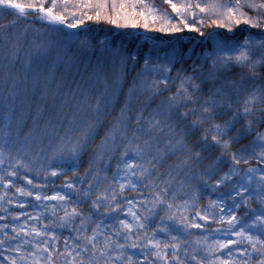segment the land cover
<instances>
[{"label": "snow or ice", "instance_id": "1", "mask_svg": "<svg viewBox=\"0 0 264 264\" xmlns=\"http://www.w3.org/2000/svg\"><path fill=\"white\" fill-rule=\"evenodd\" d=\"M165 2L180 16L183 29L211 39V47L199 52L194 48L174 50L162 60L146 54L119 115L107 125L99 144L96 140L111 103L107 89L95 93L77 86L61 95L58 85L55 95L61 96V107H67L70 116L63 112L45 115L47 93L42 94L33 117V125L49 140L51 148L42 162L38 156L28 158L26 151L14 153L8 137L13 133L11 117L19 99L17 85L27 80L33 56L38 63L50 47L32 41L26 61H22L25 71L21 80L11 69L20 60L21 37L27 30L16 31L15 26L29 14L56 31L61 30L59 26L79 28L83 17L105 19L117 27H136V23L126 17L123 25L118 23L117 9L125 6L115 0L111 5L114 15L108 14L106 0H85L78 7L94 10V14L83 12L76 19L77 13L72 12L71 22L56 11L58 0H50V4L46 0H0V9L16 14L9 24L0 25V54L8 69L0 97L6 116L0 165L7 161L8 166L0 175V185L15 188L20 197L38 202L30 200L26 205L17 201L18 208L30 205L43 209L36 215L21 212L13 217L19 221L25 216L41 227L26 228L25 221L12 226L14 235L4 231L0 245L18 254L5 257L8 264H264V0H213L203 6L199 2L180 6L173 0ZM197 9L211 13L215 17L211 23L232 35L210 32L205 36L196 26L205 23ZM185 13L196 24H190ZM139 15L144 16V12ZM166 22L171 26L159 31L183 30L170 20ZM144 27H148L146 22ZM234 28L241 33L239 41L233 39ZM67 36L70 42L75 39L82 51L94 47L87 39L79 40L78 33ZM104 51L109 48L105 46ZM111 55L122 69L129 62L135 65L140 61L138 53L123 49L111 50ZM48 79H54V73H49ZM141 96L144 102L134 107L133 101ZM157 99L159 103L153 107ZM20 134L16 128L15 135ZM32 134L30 129L25 136ZM89 153L88 166L81 173V158ZM174 156L178 162L161 171L163 162ZM213 157L205 170L195 176L189 174ZM251 160L261 166L240 167ZM223 166L228 170L219 175ZM49 177H62L63 183L56 188ZM21 180L24 185L18 186ZM193 180L198 183L193 184ZM50 184L51 195L46 191ZM222 185L227 192L200 206L204 187L218 192ZM126 192L139 196L129 198ZM6 196L5 191L0 201ZM224 196L232 201L230 206ZM241 209L243 215L238 216ZM0 210L7 211L2 205ZM213 223L219 227L210 228ZM8 227L2 225L0 231ZM191 229L200 230L194 244L188 239L194 235ZM63 231L69 236L63 237ZM161 235L163 239L158 238ZM217 235L227 239H216ZM61 240L63 251L58 247Z\"/></svg>", "mask_w": 264, "mask_h": 264}, {"label": "trees", "instance_id": "2", "mask_svg": "<svg viewBox=\"0 0 264 264\" xmlns=\"http://www.w3.org/2000/svg\"><path fill=\"white\" fill-rule=\"evenodd\" d=\"M58 1L59 4L56 11L63 12L69 22L73 20V16L71 15L72 12L77 13L76 19L81 18L83 12H87L89 15L94 14V10L81 9L78 7V5L84 3L85 0H67L66 5L64 0ZM19 2L27 3L29 0H19ZM96 2L97 0H92V3ZM106 2L108 4V14L114 15L111 9L113 0H106ZM115 2L117 5L123 4L125 6L123 10L117 9L119 12L118 23L123 25L126 17L129 21L135 22L136 27H132L131 25L128 27H117L116 25L108 23L105 19L97 21L95 19L88 20L86 17H83L84 23L79 27L85 26V29L76 33H78L79 40L87 39L91 42L94 46L92 50L87 52L82 51L76 40L69 41L67 34L72 32L65 31L64 26H59L61 30L57 31V33L64 34L62 37L63 41L61 42L62 46L58 50L50 48L48 55L41 58L38 63L35 62V57L33 56V64L28 70L27 80L17 85L19 99L16 102V107L11 117L13 133L8 137L14 153L19 152L20 149L25 151L26 142L29 148L28 152L30 151V159H36L38 156L40 160H43L44 156L50 153L51 148L49 146V140L45 139L42 133L33 125V117L36 114V106L40 103V96L44 93H47V108L45 109V115L58 112L57 110L59 109L51 110V112L49 111V107L62 104L61 97L59 99L55 98V94L58 91V84H63V86L59 87L61 95L66 94L70 88L75 90L77 86H79L81 90H87L89 92L94 91L95 93H103L105 89H107L111 103L107 112L104 114V127L101 128L100 136H98L96 140V144H99L107 125L119 115L120 109L123 107L128 97L129 88L133 86V81L137 79V73L143 68V59L146 54L155 59L156 57L160 58V55H171L174 50L186 52L194 48L199 52L201 48H210L212 45L211 39H205V37H200L197 32H189L187 29H183V26L179 23V18L177 21H172L171 24L181 27L183 29L181 32L172 33L159 31V29L167 28L171 25L166 21H161V19L158 20L156 18L153 20V18L149 16L150 14L146 13V8L142 6L141 1L115 0ZM197 2L201 3L203 6L212 3L213 0H193L192 3L195 4ZM218 2L229 3L230 0H218ZM46 4H50V0H46ZM65 7L67 11H65ZM245 11L249 10L245 9ZM140 12H144V16L139 15ZM197 14L205 20L204 25L196 24L193 18L188 19L189 23L196 24L197 27H200L205 33V36L210 32L227 34L229 36L232 35L231 33H227L225 28H218L211 23V19L215 18L211 13H199L197 9ZM249 14L251 15L252 13L249 11ZM15 18L16 14L14 10L6 12L0 9V25L9 24ZM145 22L148 24L147 28L144 27ZM25 29L27 30V35L21 37L20 60L15 62L11 69L21 80H23L25 71L22 61H26L25 53L30 50L32 41L36 40L40 44H46V41H54L53 36L56 38L55 34H52L54 26L51 27L50 25L40 22L31 14L28 15L26 20L19 22L15 26L16 31L23 32ZM252 31L256 32L258 30L253 29ZM234 32L235 36L233 39L237 41L241 40V33L236 31L235 28ZM146 35L149 37V40L154 43L153 45H149V40L143 42V37ZM193 37H195L194 40L192 39ZM105 44H109V51H104L102 46ZM114 49H123L129 53H138L140 56L139 63L133 65L129 62L127 66L122 69L111 55V50ZM2 51L3 49L0 48V53H2ZM62 55L64 56L62 57ZM7 71L8 69L5 67L3 56L0 54V97L4 95V76ZM49 73H54V79H48ZM144 99L145 98L141 96L139 101H133V106H141ZM158 103L159 100L157 99L152 102V106L155 107ZM60 112L70 116L67 107L61 108ZM5 122V108L3 104L0 103V147L5 146ZM16 128L20 129L21 134L19 136L15 135ZM30 129L33 134L31 137L26 138L25 134ZM41 148L44 149L43 152H41ZM213 159L214 157L210 159L208 164L212 163ZM89 160L90 153L82 156L81 173L87 168ZM176 162H178V158L175 156L166 160L163 162L161 171L167 170ZM202 163H200L197 168L204 170V168L208 166H200ZM7 166L8 164L6 161L4 167L6 168ZM191 172H194V170ZM23 185L24 181L21 180L18 182V186ZM4 191L7 192V196L3 201H0V205L7 211L0 210V217H4V219H0V226L8 224L9 227L0 231V239L4 237V231H7L9 236L14 235L11 231L12 226H19L23 223V218L20 223L13 219L14 216H17L22 211L21 208L13 205L14 202L24 200L25 203L29 204L31 200V203H38L33 198L20 197L19 194L16 193L15 188L4 189L0 187V195H3ZM49 191L51 192L52 189H49ZM8 199H11L13 202L8 204ZM205 199H207V196L203 195L200 201L203 205ZM32 209L33 207L29 206V210ZM43 222L44 221L41 223ZM37 227L39 228L41 225L37 224ZM58 234H60V230H58ZM62 236L68 237L69 232L63 231ZM11 246L15 247V242H13ZM6 247L5 245H0V252L3 253V255L0 256V261H3L4 264H8L4 259L5 257L18 255L16 252L7 251ZM58 247L63 251V240H61Z\"/></svg>", "mask_w": 264, "mask_h": 264}, {"label": "rangeland", "instance_id": "3", "mask_svg": "<svg viewBox=\"0 0 264 264\" xmlns=\"http://www.w3.org/2000/svg\"><path fill=\"white\" fill-rule=\"evenodd\" d=\"M136 1H141L142 6H144L146 8L145 9L146 13L150 14L149 16L151 18H153V16H155L158 20L159 19H161V21H169L170 20L171 22L172 21H177L178 18L180 19V16L176 12H173L172 11L171 7L169 6V4H167L165 2V0H136ZM173 2L176 3L178 6H180V5H185L187 3H192L193 0H173ZM58 4H59V1H58ZM60 5H62V4H60ZM185 16H186L187 20L189 18H192L187 13H185ZM188 22H189V20H188ZM42 23H44V22H42ZM64 30L67 31L65 28H64ZM81 30H83V28ZM52 34H55V36H56V38H54V36H53L54 41H52V42L51 41H46L45 43L47 45H49V47L52 48L53 50H58L62 46V43L61 42L63 41V38L62 37H63L64 34L63 33L62 34L61 33H57V31H55V30L52 31ZM74 40L75 39H73L72 41H74ZM143 40H144L143 42H146L147 40H149V37H147V35H146V36L143 37ZM153 44L154 43H152L149 40V45H153ZM105 46L108 47L109 44H105L104 46H102L103 49L105 48ZM63 56L64 55H62V57ZM163 58H164V55H160V59L162 60ZM58 85L59 86H63V84H58ZM60 97L61 96H55V98H57V99H59ZM57 106H52L50 108V110L59 109L57 111L60 112V110H61L62 107H61V105H59L58 107ZM262 130H264V129H262ZM244 143H248V141L246 140V141H244ZM28 150H29V148H28V145H27V142H26L25 151L28 153V158H30L31 157L30 154H29L30 151L28 152ZM25 151H23L22 149L19 150V152L21 154H23ZM32 159H34V158H32ZM210 159L211 158H209L208 160L203 161V163L200 166H204V165L208 166L207 164L209 163ZM41 161L43 162V160H41ZM249 166H251V167H260L261 165H258L255 160H251L250 163H249V165H241L240 167L241 168H247ZM206 168H204V170ZM192 170H194V172H191ZM192 170L190 171L191 173H189V174L190 175H193V176H195L197 173H199L200 171H202L200 168L192 169ZM227 170H228L227 166H223V169L219 173V175H223V172H226ZM0 172L3 174V169H2V166L1 165H0ZM217 178H218V176H217ZM49 179L51 181H54L56 188H59V186L63 183V178L62 177H60V178H57V177H49ZM213 182H214V180L213 181H210V183H213ZM197 183H198L197 180L193 182V184H197ZM49 186L53 189V186L51 184ZM227 191H228V189L226 187H224L223 185L220 187V189L218 190V192L212 191L208 187H204L202 189V194H204L208 198V201H207L206 205L208 204V202L210 200H217L221 194H223V193H225ZM233 195H235V193H233ZM223 199H224L226 205H229L230 206L232 204V201L229 200L227 198V196H224ZM237 199H239V198L237 197ZM21 202H24V200L21 201ZM16 203H17V201L14 202L13 205H16ZM25 204L28 205L27 203H25ZM23 212H27V209H24ZM40 212H41V209H39V208H33V212L31 214L36 215V214H39ZM243 212H244V209H241V210H239V212L237 213V215L238 216L239 215H243ZM128 219L130 220L131 218L129 217ZM25 221L28 222L30 225L36 223L33 220L27 219V217L24 218L23 222H25ZM19 222H22V221L19 220ZM201 223H203V221H201ZM225 227H227L226 224H225ZM198 231L200 232V230H198ZM215 238L216 239H221V240L227 239V237H225L223 235H217ZM232 239H237V238L236 237H232ZM223 251L225 253H227V249H224ZM234 257H235V253H234ZM224 258L227 259L228 257L225 255Z\"/></svg>", "mask_w": 264, "mask_h": 264}]
</instances>
